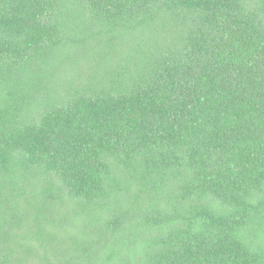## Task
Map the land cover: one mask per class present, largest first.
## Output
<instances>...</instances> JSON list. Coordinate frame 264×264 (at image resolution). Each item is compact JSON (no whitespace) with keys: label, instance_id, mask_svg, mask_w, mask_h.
Returning <instances> with one entry per match:
<instances>
[{"label":"trees","instance_id":"16d2710c","mask_svg":"<svg viewBox=\"0 0 264 264\" xmlns=\"http://www.w3.org/2000/svg\"><path fill=\"white\" fill-rule=\"evenodd\" d=\"M0 264H264V0H0Z\"/></svg>","mask_w":264,"mask_h":264}]
</instances>
